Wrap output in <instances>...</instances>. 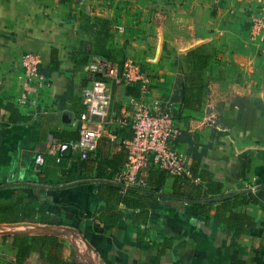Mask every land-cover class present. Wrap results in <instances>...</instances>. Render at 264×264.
Returning <instances> with one entry per match:
<instances>
[{"label": "crops", "instance_id": "1", "mask_svg": "<svg viewBox=\"0 0 264 264\" xmlns=\"http://www.w3.org/2000/svg\"><path fill=\"white\" fill-rule=\"evenodd\" d=\"M263 4L0 0V255L14 264H264V40L251 39L247 17ZM25 52L39 55L44 81L21 105ZM127 58L150 76L151 96L171 102L175 146L198 178L183 187L167 177L144 198L146 214L124 205L104 176L111 169L97 175V151L84 160L53 155L78 138L81 91L92 77L109 84L113 114L131 115L138 87L106 75ZM121 150L113 144L106 154ZM40 155L46 167L37 174ZM228 199L254 221L248 233L237 234ZM14 240L27 241V256Z\"/></svg>", "mask_w": 264, "mask_h": 264}, {"label": "built area", "instance_id": "2", "mask_svg": "<svg viewBox=\"0 0 264 264\" xmlns=\"http://www.w3.org/2000/svg\"><path fill=\"white\" fill-rule=\"evenodd\" d=\"M74 1L83 4L86 0ZM209 1L218 5L221 0ZM247 17L251 39L262 42L264 4L249 10ZM116 29L119 32L123 30L119 26ZM19 64L25 92L17 101L24 105L30 93L28 88L43 83L44 78L39 73V55L25 52L20 56ZM90 70L94 74L98 70L97 64H91ZM106 75L113 84L138 87V96L131 99V115L126 117L113 114L109 84L92 77L90 84L81 91L84 111L77 119L78 138L54 148V157L57 160H71L75 154L80 160H84L89 154L96 152L101 138L109 139L112 144H119L117 130L129 127L132 137L122 140L119 145L125 151V161L107 181L117 187L120 194H125L131 188L144 189L143 171L148 166L165 172L170 178L198 181V178H193L187 155L175 146L180 130L175 125L172 104L167 99L151 96V78L142 71L141 65L127 58L121 68L110 67ZM45 167L46 158L43 155L37 156L33 161L32 171L40 174Z\"/></svg>", "mask_w": 264, "mask_h": 264}, {"label": "trees", "instance_id": "3", "mask_svg": "<svg viewBox=\"0 0 264 264\" xmlns=\"http://www.w3.org/2000/svg\"><path fill=\"white\" fill-rule=\"evenodd\" d=\"M7 107L9 108V112H10L11 108L9 106H7ZM12 113H14V112L11 111V114ZM13 115H15V114H13ZM19 119H20L19 116L14 118L11 115L9 117V120L12 123L14 121L19 120ZM125 128H129V127H125ZM116 133H117V136H118V139L120 142L122 140L126 139V138L121 136V129H118ZM131 137L132 136H130V138ZM130 138H127V139H130ZM120 142H119V144H114V145H120ZM110 146H113V144L110 142L109 139L101 138L97 143V149H96L97 154L95 155L94 159L98 162L97 175H99V177L100 176L102 177L103 172H105V168L108 167L109 169H111V172H110V174H104V176L106 178L111 179L113 172L116 169H118V167H120L124 163L125 151L121 150L120 155H118V156L113 155L110 157V156H107V154H106V152L109 151ZM262 147H263V151H264V146H262ZM262 159L264 160V153H263ZM146 173H147V176H145V178H143L145 181V188L144 189L131 188V189L127 190V192L125 194H122V198H121L122 202L124 203V205L126 207L140 209L144 214H146V210H144V207H146L145 202L143 201L144 198L149 197L146 195H150L152 193L159 192L163 182L168 177L165 172L158 170L156 168L154 169V167L152 168V166L147 169ZM194 174L192 171V175H194ZM200 178L202 180L203 175H201ZM189 182H190V180H183L181 178H175V184H177V185L180 184L183 187H184V185L188 184ZM115 188L118 191V188L117 187H115ZM142 190H144V191H142ZM154 205H153V203H151V207H153ZM223 205L225 206L226 209L229 210L230 218H231V220H233V223L235 224V229H236L237 234L241 235L242 233H248V231L253 227L254 221L248 215L244 214L241 216V215H238L236 213V208H237L238 204L234 199L225 200L223 202ZM44 209H45L44 207H41L39 209V214L41 216L45 213ZM22 210H24V212H25L24 214L29 215V216L32 213L30 220H31V222L34 221V216H33L34 212L33 211L31 212V210L29 208H24ZM16 211L17 212L11 211V214L17 215L18 210H16ZM45 215H46V213H45ZM52 222H53L52 224L59 225V223L57 221H52ZM42 223H48V222L42 221ZM33 240L36 241V239H33ZM45 240H46V238H44L42 240V242H45ZM12 243H13L12 244L13 246L18 247L19 257L21 256L23 258L29 254L30 247L27 244V241H22V242L20 241V243H18V242H16V240H14V241H12ZM58 254H60V251L58 252ZM54 259L59 261L58 255L54 256ZM17 263H18V259H17ZM57 263L58 262L55 261V264H57Z\"/></svg>", "mask_w": 264, "mask_h": 264}, {"label": "rangeland", "instance_id": "4", "mask_svg": "<svg viewBox=\"0 0 264 264\" xmlns=\"http://www.w3.org/2000/svg\"><path fill=\"white\" fill-rule=\"evenodd\" d=\"M0 264H14V262L6 256L0 255Z\"/></svg>", "mask_w": 264, "mask_h": 264}]
</instances>
